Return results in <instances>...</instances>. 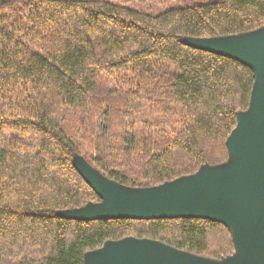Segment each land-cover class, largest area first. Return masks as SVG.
Returning a JSON list of instances; mask_svg holds the SVG:
<instances>
[{
  "label": "trees",
  "instance_id": "16d2710c",
  "mask_svg": "<svg viewBox=\"0 0 264 264\" xmlns=\"http://www.w3.org/2000/svg\"><path fill=\"white\" fill-rule=\"evenodd\" d=\"M263 27L264 0L161 14L104 0H0V264H83L87 252L128 236L214 260L234 254L231 231L209 219L59 216L101 201L74 167L78 146L62 121L69 110L88 124L108 75L122 104L98 113L92 153L109 178L149 188L225 164L255 72L184 40Z\"/></svg>",
  "mask_w": 264,
  "mask_h": 264
},
{
  "label": "water",
  "instance_id": "95a60500",
  "mask_svg": "<svg viewBox=\"0 0 264 264\" xmlns=\"http://www.w3.org/2000/svg\"><path fill=\"white\" fill-rule=\"evenodd\" d=\"M184 42L234 58L255 72L250 107L239 113L227 141L229 161L204 165L193 175L156 187L132 188L76 158L74 167L101 201L58 214L80 221L209 219L229 228L236 251L214 260L156 239L129 236L87 252L83 264H264V27L241 35L189 37Z\"/></svg>",
  "mask_w": 264,
  "mask_h": 264
},
{
  "label": "rangeland",
  "instance_id": "374dc122",
  "mask_svg": "<svg viewBox=\"0 0 264 264\" xmlns=\"http://www.w3.org/2000/svg\"><path fill=\"white\" fill-rule=\"evenodd\" d=\"M104 1L118 3L126 7L137 9L139 11L148 14H161L165 11L176 9L188 4H204L216 0H104ZM114 89H115V84L113 82V79L110 76L105 75L102 78V82H100V85H98L97 94L94 98L95 101L100 100V102L98 104L91 105V114L87 118L88 124H86L85 126L83 125V127H81L80 118H79L81 113L79 114L77 111L71 112L69 110L66 111L65 117L62 121L67 134L72 138V140L78 146L79 153L74 157L73 164L76 158L78 159L83 158L106 177L108 176L104 174L101 170H99L95 166V163L93 162L92 152L94 151V144H93L92 126H95V124L97 123L98 113L100 111L102 112L106 108H109L108 105H111V108H109L110 110L109 114H113L114 113L113 109L114 108L118 109L121 106L122 97L121 95H117V92H115ZM151 110H152L151 108H147L145 109V112H147V114L148 113L151 114L150 112ZM135 111L138 116L143 115L141 111L137 109H135ZM114 122L115 124H113V126L114 128L117 129L118 128L117 117H114ZM109 179L114 180L112 178ZM118 183L120 184V182ZM124 186L136 188L128 185H124ZM131 237H135V236H131Z\"/></svg>",
  "mask_w": 264,
  "mask_h": 264
}]
</instances>
